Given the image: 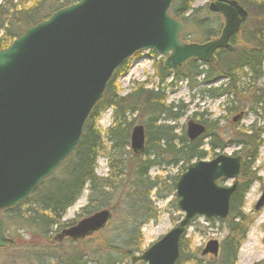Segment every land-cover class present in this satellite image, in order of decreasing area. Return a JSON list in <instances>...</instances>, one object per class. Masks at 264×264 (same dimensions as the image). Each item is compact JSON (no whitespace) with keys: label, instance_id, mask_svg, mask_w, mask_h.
Listing matches in <instances>:
<instances>
[{"label":"water","instance_id":"water-1","mask_svg":"<svg viewBox=\"0 0 264 264\" xmlns=\"http://www.w3.org/2000/svg\"><path fill=\"white\" fill-rule=\"evenodd\" d=\"M172 1L79 0L0 49V213L26 202L72 154L107 83L135 53L151 51L164 58L166 70L174 71L192 60L209 64L219 49L233 50L230 39L247 19L238 2L211 1L207 10L223 21L218 37L185 43L180 39L182 23L169 14ZM205 132L201 124L186 123L190 141ZM129 144L134 155L142 154L143 126L132 128ZM241 161V156L219 154L189 164L174 185L180 221L132 257L131 264H175L180 240L194 217L226 219ZM220 181L232 183L224 187ZM263 207L264 187L254 210ZM111 215L101 209L57 238L84 240L103 230ZM12 243L0 217V249ZM208 253L217 256V241L206 244L202 255Z\"/></svg>","mask_w":264,"mask_h":264},{"label":"trees","instance_id":"trees-1","mask_svg":"<svg viewBox=\"0 0 264 264\" xmlns=\"http://www.w3.org/2000/svg\"><path fill=\"white\" fill-rule=\"evenodd\" d=\"M78 1L26 0L13 3V0H2L0 49H5L28 28ZM235 1L246 10L247 19L240 31L230 39L233 50H217L212 63L205 65L190 61L182 69L171 73L164 69L159 60L154 66L157 87L148 89L139 85L125 96L118 95L116 84L125 66L115 72L106 85L102 99L86 120L72 154L50 178L39 185L26 202L0 213L5 233L10 230L9 225L13 222L16 233L19 230L26 232L47 245L45 248L33 245L18 247L14 240L16 238L12 237L13 244L0 249V254L16 247L24 254L11 258L10 264H46L47 261V264H120L121 261L116 257L127 259L141 253L143 241L140 227L155 219V212L148 205L150 194L154 191V195L158 196L159 188H166L156 178L149 177L150 169L165 165L178 166L185 171L193 161L205 160L209 154L216 156L215 151L221 150L225 144L240 147L238 155H241L243 161L238 186L230 200L226 226L228 233L222 241L221 257L209 264H234L239 246L250 226L242 209L245 195L257 179L251 170L264 131L252 130L248 135L244 131L234 132L224 141L217 132V121L210 124L201 121L206 126V134L190 141L182 128L178 134L177 126L172 124L182 117L185 106L166 103V85L163 83L169 75L175 81L186 79L191 83L190 88L225 80V85L204 90L214 99L224 97L225 111L230 114L241 111L244 99L249 95L253 109L260 107V110H264V88L257 86L263 77L264 0ZM194 2L173 0L169 9L170 15L183 25L182 41L187 42L188 37L193 43H203L216 38L222 26L219 15L209 13L205 7L193 8ZM200 77L201 80L196 82L195 79ZM107 109L111 110L112 123L102 134L97 121ZM135 125L143 126L145 133L144 150L140 155H134L129 147L130 132ZM205 138L208 139L206 144ZM104 143L108 145L107 148ZM206 145L208 152L204 149ZM103 152L107 173L100 177L95 174L96 161ZM176 180L177 177L170 183V192H173ZM84 191H87L86 204L80 209L83 217L109 207L110 200L115 197L122 208L125 223L122 222L116 230L106 227L86 240L69 241L71 246L67 251L59 252L56 248H50L47 241L52 240L53 230L58 231L74 224L65 225L61 221ZM94 239L93 246L91 243ZM182 243L175 264L189 260L201 264L200 259L194 255L186 257L183 254ZM78 245L80 249H77ZM226 254L229 256L227 261L224 260ZM256 264H264V259Z\"/></svg>","mask_w":264,"mask_h":264},{"label":"rangeland","instance_id":"rangeland-1","mask_svg":"<svg viewBox=\"0 0 264 264\" xmlns=\"http://www.w3.org/2000/svg\"><path fill=\"white\" fill-rule=\"evenodd\" d=\"M2 0H0L1 3ZM26 0H13V3L25 2ZM30 2V0H27ZM212 0H195L193 8L207 7V5ZM219 21L221 19L219 17ZM187 43H191L187 37ZM159 60L162 61L161 57L156 56L155 54L146 51L134 55L125 63L124 71L119 74L116 79V84L119 90V96H125L130 93L137 86L142 85L145 88L151 89L155 88L158 85V79L155 77L154 66ZM184 73L186 70H182ZM173 76L169 75L165 82V97L167 104L173 105H183L185 106V111L177 122L172 123L177 126L178 134L182 128L185 131V125L188 121L194 122H207L210 124L214 121L218 122L217 132L223 137V140L233 135L234 132L244 131L248 135L249 127L253 126V130L264 131V110H260L258 107L254 111L249 113L248 111H243L246 113L245 117L237 121L236 123L232 122V119L239 114L236 112L230 114L225 111V102L226 99L222 98H212L208 93H205L204 90L209 88H218L219 86L225 85V80L216 81L211 85L206 86H197L190 88L191 83L187 82L186 79L181 78V80H173ZM200 78L195 79L196 82H199ZM171 84V85H170ZM259 88H264V63H263V77L259 81ZM262 92V90H261ZM255 93V91H254ZM244 103L247 104V107L250 106L251 97L244 99ZM243 103V104H244ZM112 123V114L111 110H105L97 121L102 134L111 126ZM208 142V139H204V144ZM106 148L108 145L104 143ZM208 152L207 145L204 148ZM240 147L236 145L225 144L221 150H216L215 154H225V155H238ZM105 152L99 155L96 161V170L95 174L97 176H105L107 173L106 158ZM215 157V156H214ZM212 154H209L205 161L212 159ZM252 172L255 173L256 181L250 186L247 191L244 201L245 205L242 209V213L246 216V222L248 221L250 226L245 235L244 241L240 244L237 256L234 264H256L261 262L264 259V207L261 210L254 211L253 207L258 200L261 190L264 187V137L261 139V145L258 149L257 159L252 166ZM183 171L178 167L165 166L153 167L150 169L148 175L150 178H156L157 182L161 186H165L164 190L160 189L158 196H155L154 191L150 194L149 197V207L152 211L155 212V219L151 220L140 227V233L142 236L143 244L141 246V251L147 249L151 244L159 240L163 235H165L169 230L174 228L182 215L176 207V198L175 190L173 192L169 191L170 183H172L173 178L178 177ZM220 186H229L231 181H220ZM162 188V187H161ZM87 191H84L77 202L66 211V214L61 221V224L70 225L71 223H76L82 218H84L80 212V209L86 204ZM108 209L111 212V219L107 223L106 227L109 230H116L115 228L120 226L122 222L125 223L126 219L123 217V211L119 203L116 202V198L112 197L110 200L109 207L104 208ZM227 220L218 221V220H206L204 217H195L182 238V247L184 255L190 257L194 255L200 259L199 254L201 249L209 240H218L221 242L227 236ZM10 230L7 231L6 235L9 238L14 239L18 247L22 245H33L35 247L42 246L47 247L42 240L38 238H32L28 233L15 232L16 228L13 225V222L9 225ZM66 227L60 228L58 231H54L51 234L52 240H48L50 243V248H56L59 252L67 251L70 249L69 239L58 240L57 236L60 232ZM103 229V230H104ZM101 230V231H103ZM99 231V232H101ZM97 232V233H99ZM96 233V234H97ZM92 237V236H91ZM90 238V237H89ZM86 240V239H85ZM53 241L58 242L60 245L55 244ZM94 241V242H93ZM91 244H95V239ZM79 242V241H74ZM44 243V244H43ZM8 249L7 251L0 254V264H10L12 261L11 258L18 255L24 254L19 248ZM72 248V247H71ZM75 248V247H74ZM40 249V248H39ZM77 249H80L79 245ZM36 251V250H35ZM40 251V250H39ZM42 252V251H40ZM136 253L133 256H136ZM140 254V253H139ZM138 254V255H139ZM121 261L120 264H131L130 258L116 257ZM49 260V259H48ZM47 261V260H45ZM46 264L49 261L45 262ZM206 262L202 261V264ZM135 264H144L137 262ZM180 264H196V261H183Z\"/></svg>","mask_w":264,"mask_h":264},{"label":"flooded vegetation","instance_id":"flooded-vegetation-1","mask_svg":"<svg viewBox=\"0 0 264 264\" xmlns=\"http://www.w3.org/2000/svg\"><path fill=\"white\" fill-rule=\"evenodd\" d=\"M253 108H254V107H252L251 104H250V106L247 107V104L244 103V104L242 105V110H241V112H239V114L241 115L240 118L237 119L236 121H233V119H232V122L236 123L237 121L242 120V119L245 117V115H246V113H244L243 111L246 110V111H248L249 113H251L252 111H254ZM248 129H249V132H248V133H251L252 130H253V126H250ZM253 210H254V209H253ZM223 240H224V239H223ZM223 240H222V241H223ZM210 241H214V239H213V240H209L208 242H210ZM217 241H218V240H217ZM222 241H221V242L218 241V254H217L216 257H214L213 255H211V254H209V253L206 254V255H202V251L205 249L206 244H207L208 242L204 245V247L201 249L200 254H199L201 264H202V261L206 262L205 264H209L211 261H216L219 257H221V253H222ZM224 260H225V261L229 260V256H228L227 254L224 256Z\"/></svg>","mask_w":264,"mask_h":264}]
</instances>
